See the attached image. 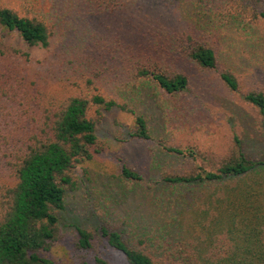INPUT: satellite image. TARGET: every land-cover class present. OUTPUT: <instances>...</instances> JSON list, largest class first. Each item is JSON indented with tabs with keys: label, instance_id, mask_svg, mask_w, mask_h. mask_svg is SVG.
I'll list each match as a JSON object with an SVG mask.
<instances>
[{
	"label": "trees",
	"instance_id": "trees-1",
	"mask_svg": "<svg viewBox=\"0 0 264 264\" xmlns=\"http://www.w3.org/2000/svg\"><path fill=\"white\" fill-rule=\"evenodd\" d=\"M1 1L0 264H60L54 255L62 238L60 214L66 209V190L77 188L76 170L82 164L105 152L98 125L114 109L131 119L126 126L129 140L157 148L154 183L145 182L139 171L127 165L120 176L157 188L160 205L167 208L168 201L171 209L159 225L134 226L127 236L108 225L95 231L75 227L76 251L91 257L89 262L79 255L80 264H114L99 255L101 247L120 253L125 264H264V231L255 225L264 221L256 206L264 198V156L251 157L237 132L226 152L219 155L211 149L155 140L147 119L127 102H120L122 90L148 82L155 83L165 99H182L191 86L182 62L216 74L230 92H239L235 68L207 40L204 28L172 32L164 24L157 26L159 18H154L158 32L153 45L140 43L141 50L124 56L127 62L114 81L120 94L89 80L86 88L59 98L42 91L36 82L31 87L26 83L27 66L18 62L19 52H9L4 42L14 35L30 50L49 49L61 34L62 19L53 22L41 14H22L2 6ZM181 1L99 0L97 9L105 8L111 21L126 26L133 19L130 13L147 15V10H160L161 3L170 6ZM195 3L204 11L203 19L228 21L242 27L250 39L264 40V33L262 38L256 32L264 22V0ZM20 56L28 62L30 53ZM244 102L258 112L264 133V91H249ZM9 104L10 116L16 118L12 123L4 118ZM168 157L174 161L170 169L166 168L168 161L164 162ZM239 205L257 212L253 217L248 211L240 215ZM187 222L195 223L193 231Z\"/></svg>",
	"mask_w": 264,
	"mask_h": 264
},
{
	"label": "rangeland",
	"instance_id": "rangeland-1",
	"mask_svg": "<svg viewBox=\"0 0 264 264\" xmlns=\"http://www.w3.org/2000/svg\"><path fill=\"white\" fill-rule=\"evenodd\" d=\"M98 1H1L2 6L22 14H41L53 22L60 17L63 21L59 29L61 34L49 49L30 50L14 35L6 37V49L11 53L18 51V62L27 66L30 76L26 83L30 87L36 82L42 91L60 98L79 92L92 80L120 94L114 81L127 62L124 56L134 49L141 50L140 43L153 45L158 32L154 18H159L157 26L164 24L172 32L190 33L203 27L207 40L216 44L223 60L235 68L241 84L239 92H230L216 74L182 62L191 82L182 99H165L156 84L148 82L126 92L122 90L120 102H127L147 119L155 140L163 139L178 147L211 149L219 155L226 152L233 133L237 132L251 157L264 156V133L259 127L258 112L244 102L249 91H264V40L250 39L242 27L228 21L203 19L204 11L195 0H182L170 6L161 3L160 10H147V15L130 13L133 19L126 26L111 21L112 15L107 14L105 8L97 9ZM256 32L263 38L264 22ZM21 52L30 53L28 62L21 58ZM11 108L9 104L10 110L4 117L9 123L16 119L10 116ZM129 125L130 117L119 109L106 112L99 121L98 131L105 152L95 161L82 164L76 170L77 188L66 190V209L60 214L62 238L54 255L60 264H80L79 255L91 262L90 256L75 249L77 226L95 231L101 225H108L127 236L134 226L152 228L168 216L166 211H170V203L166 202L167 208L160 205L161 192L157 188L125 181L120 176L121 168L127 165L139 171L145 182L154 183L157 178L153 164L157 148L151 143L129 140ZM167 159L164 162L168 161L166 168L170 169L174 161ZM256 206L261 208L259 213L264 217V198ZM245 211L249 217L257 212L239 205L237 213L242 215ZM194 224L187 222L190 232ZM258 224L264 231V221L255 222ZM98 253L114 264H125L123 256L116 251L101 247Z\"/></svg>",
	"mask_w": 264,
	"mask_h": 264
}]
</instances>
